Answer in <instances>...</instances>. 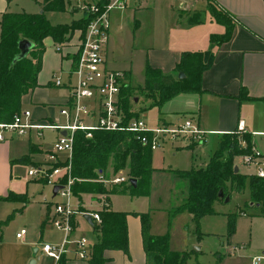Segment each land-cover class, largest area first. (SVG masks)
<instances>
[{
	"label": "crops",
	"instance_id": "1",
	"mask_svg": "<svg viewBox=\"0 0 264 264\" xmlns=\"http://www.w3.org/2000/svg\"><path fill=\"white\" fill-rule=\"evenodd\" d=\"M203 1L205 5L202 9L204 15L199 21H190V17H193L191 15L192 12H199L197 8L192 11L190 8V6H193L191 5L192 2L195 4L197 0H188V5L182 8L181 12L174 15L169 14V12L166 18L164 16V19L163 15H160L162 19H158L154 13L149 14V11H152L159 2L166 7L165 10H171L172 4L170 0H125L123 6L114 8L123 10L126 6L129 7L132 11V27L140 28L144 25V27H148L149 37L153 40V45L150 46L147 61L150 65L159 67L164 72L173 69L181 51H197L209 48V36L211 34L221 35L226 29L228 30L226 37L211 46L213 52L212 61L201 73V90L197 92H178L159 106L165 116L173 118L171 121H163V124H174L184 118H192L198 128L205 130L204 138L198 141V143H202L200 145H204L208 142L206 134L215 135L218 141L222 133L236 130L237 122L241 120L244 132L249 134L251 146L260 150L264 159V0ZM207 2L213 4L215 8L225 14L226 25L216 20L207 10ZM7 4V0H0V14L8 10ZM73 4L70 6L69 1L71 10L79 9L75 6L76 4L72 6ZM157 19L159 21L163 20L161 30H158L157 24H155ZM212 21L213 24L217 25L213 26V29H211ZM117 25L120 27L119 23ZM161 38L162 42L159 44L158 41ZM77 40L78 32L75 30L72 31L70 38L65 42L66 44L61 43L60 49L54 47L56 41L49 36H45L42 39L41 64L36 75L37 84L22 94L20 99L21 109H28L34 119L63 120L62 116L58 114V108L65 101L68 82L73 79L71 70L76 59ZM109 46H115V43L112 34L108 31V38L102 49L103 58ZM103 64L106 66L104 59ZM52 71L59 75L61 84H53L51 79ZM124 73L126 76L127 72L124 71ZM240 86H243L248 97H238ZM31 131H34V129L30 128L27 130L28 153L17 151V158H13L11 140L26 133H8L6 134V139L0 141V197L5 195L8 189L11 188L9 184L11 173L14 170L13 161L18 163L27 161L33 165L48 164L49 162L46 153L50 151V147L45 149L41 158L32 159L35 158V154L41 151V144L29 139ZM181 135L185 146L191 149V153H193L194 147L198 144L197 141L189 134ZM199 149L202 151V146ZM20 154L24 158L26 156V158L20 160L21 156L18 157ZM191 156L193 157V154ZM240 163L239 165L236 161L239 171L243 173L254 172L253 165ZM119 171L126 175L125 169L112 171L110 164H108L101 174L105 178H109L114 172ZM107 182H103L107 188L119 187L120 183H122ZM83 195H88L89 198L87 206L82 201L78 204L84 209L82 213H73L74 226L72 235L74 236L82 235V222L92 228V225L84 218V212L90 214V212L96 211L102 205H108L111 208L109 192L102 194L99 199L89 193H84ZM103 198L106 200V204L102 203L104 201ZM0 201H4V199L0 198ZM50 209V202H46L43 195L42 202L38 201L34 213L31 214L30 224L35 227L40 224L38 233H35L32 226L29 233H27V229L24 226H20L25 231L18 237L15 234H4L0 230V264H88L86 258H78L76 256L71 245L56 261L40 251L39 242L37 241L42 240L46 236L43 225L49 220ZM126 214L125 222L128 233V216ZM90 219L93 224L94 220L91 216ZM18 229H15L14 233ZM36 235H38L37 238ZM138 237H140L141 243L140 229ZM245 249L250 251L246 252V254H234L235 250L233 249L232 251H227L228 264H250L251 257L264 250L263 247H258L259 250H252L249 243ZM118 251L120 250H105L104 254L107 257V264H114V257ZM215 257L213 264H217L220 253ZM31 258L33 261L28 263ZM259 264H264V258L260 260Z\"/></svg>",
	"mask_w": 264,
	"mask_h": 264
},
{
	"label": "trees",
	"instance_id": "2",
	"mask_svg": "<svg viewBox=\"0 0 264 264\" xmlns=\"http://www.w3.org/2000/svg\"><path fill=\"white\" fill-rule=\"evenodd\" d=\"M99 7L109 0H87ZM70 9L68 0H42L39 11L5 10L0 14V120H10L13 114L21 110V95L32 89L36 84V75L40 69L42 39L49 36L60 42L70 37L73 29L81 30L91 17V13L83 10L77 18L68 23H51L45 16V10ZM207 10L219 22L226 25L224 13L207 2ZM194 13V14H193ZM198 13V14H197ZM193 15V17L191 16ZM190 21H199L200 12H192ZM228 30L221 34L209 36L210 46L204 50L180 52L173 70L176 73L164 72L159 67L148 63L144 67L142 84H121L119 105L126 117L136 115L129 108V99L134 97L132 90L137 88L150 103L160 106L164 101L178 92H197L201 90V73L212 61L211 46L227 36ZM28 39L32 46L27 54L12 60L18 52L17 41ZM132 94V95H131ZM131 96V97H130ZM238 97H248L243 86L238 89ZM243 141V144L241 143ZM249 134L236 130L224 132L218 140L217 147L211 152L203 165L176 169L175 173L186 178V193L177 209H186L194 221L206 213L213 212V201L222 200L217 195L218 189L230 196L231 191L242 192L247 187V200L258 202L264 211V177L254 172L243 173L233 170L235 157L250 152ZM26 158V156H25ZM24 156L19 159L24 160ZM151 148L148 143L139 139L127 130L91 129L86 136L84 130L76 129L73 133L72 150L69 162V174L72 177L71 193L76 210H84L81 205L84 193L100 198L102 194L119 190L127 193L146 192L151 166ZM63 164V161L52 163ZM110 164L112 171L125 169L127 179L119 187L107 188L98 176ZM135 178V186L128 178ZM142 183L141 191L136 186ZM123 184V185H122ZM22 193L8 191L1 199L23 198ZM253 205V204H252ZM99 222L92 224L95 240L89 245L88 264H107L104 252L107 249H127V230L125 214L127 211L115 210L102 205L96 210ZM139 214L140 235L146 264H180L185 257L184 252L171 250L168 247V236L148 232L147 212ZM3 221L0 219V226ZM233 219L228 218V232L232 230Z\"/></svg>",
	"mask_w": 264,
	"mask_h": 264
},
{
	"label": "rangeland",
	"instance_id": "3",
	"mask_svg": "<svg viewBox=\"0 0 264 264\" xmlns=\"http://www.w3.org/2000/svg\"><path fill=\"white\" fill-rule=\"evenodd\" d=\"M69 1L70 6L74 3L79 8L76 3L78 0ZM170 1L172 4L171 10H165L166 7L159 2L152 11H149V14L154 13L158 19H162L160 15H163L164 19V16L167 17V13L170 12L169 14L174 15L181 12L182 8L188 5V0ZM7 3L8 10L33 12L41 9L42 0H7ZM191 5H193L190 6L191 11L197 8L200 12L199 16L202 18L204 15L202 10L205 6L204 1L197 0L195 4L192 2ZM44 13L51 23H68L71 19L81 15V9L45 10ZM169 14L168 16H170ZM158 19L155 24H157L158 30H161L163 20L159 21ZM108 22V31L112 34L115 46H109L106 49L103 58L106 67L126 71L125 84L130 83L134 86L142 84L144 67L148 63V52L150 46L153 45V40L149 37L148 27H144L145 25L140 28L132 27V11L127 6L123 10L110 8ZM211 24V29H213V26H217L213 24V21ZM74 30L78 33L81 31L80 28ZM155 31L157 32L156 27ZM69 38L58 43L61 45ZM160 42H162V38L159 39L158 43L160 44ZM168 72L177 74L178 71L172 69ZM131 92L135 99L134 97L129 99V108L134 111L135 116L144 121L147 127L158 126L163 121L173 119L165 116L160 107L151 104L150 99L145 98L137 88ZM30 134L29 139L31 141L41 144V151L38 152L39 154L34 155L35 158H32L39 159L46 148L50 147L51 149L56 130L41 128L38 134L35 130L31 131ZM181 136V134H177L172 138L167 135L159 138L155 147L151 149L150 162L153 169L149 173L146 192H109L111 208L127 211L126 215L128 216L127 249L126 251L120 250L115 254L114 264H146L142 243H140V237H138L140 229L139 214L135 212H147L148 232L151 234L166 233L169 249L186 254L180 264H213V260L216 259L215 256L219 253L220 258L218 257L217 264H228L227 251L233 249L235 250L234 254H246L250 251L245 249L248 243L252 250H259L258 247L264 249V211L261 210L260 206L247 203L246 186L242 192H231L227 201H213V212L201 215L197 221L192 219L191 214L186 209H177L186 193L187 182L186 178L178 176L175 170L203 165L218 145L215 135L206 134L208 142L200 145L202 143L197 141L199 145L197 144L193 149V153H191V149L185 146ZM11 142L13 158H17V151L28 153L27 132L13 138ZM200 146H202V151L199 149ZM57 156L59 161H63L66 152H58ZM235 161L240 165L241 156L237 155ZM12 164H14V170L11 173L9 184L11 190L8 189V191L22 193L24 197L22 199L12 198L0 201V219L3 221L0 230L4 234L13 235L15 229L20 226H24L27 233L30 232L32 226L35 233H38L40 224L36 227L30 224L31 214L34 213L38 201L42 202L44 195L46 202H50L51 214L53 202L59 201L60 197L57 194L52 195V185L45 182L39 175L33 177L27 175V168L33 164L27 161L20 163L13 161ZM142 187L143 184L139 183L136 186V191H141ZM88 198V195H83L82 202L83 204L86 203V206ZM24 204L26 205L23 206ZM72 204L74 205V202ZM230 216L233 219V228L228 232V218ZM43 230L46 236L37 242L60 240L61 232L52 226L50 220L44 223ZM32 233L34 232L32 231ZM81 234L87 239L88 243L95 240L94 231L84 222H82ZM37 237L38 235H36Z\"/></svg>",
	"mask_w": 264,
	"mask_h": 264
},
{
	"label": "built area",
	"instance_id": "4",
	"mask_svg": "<svg viewBox=\"0 0 264 264\" xmlns=\"http://www.w3.org/2000/svg\"><path fill=\"white\" fill-rule=\"evenodd\" d=\"M125 0H109L104 6L99 7L87 0H78L76 3L83 11L91 13L90 19L84 28L78 33L77 54L74 66L71 70L73 79L68 82V89L64 103L58 108V114L63 120H37L34 119L28 109H21L13 114L10 120H0V141L6 139V134H24L28 129L33 128L38 134L41 128L56 130L52 141V147L46 153L48 164L32 165L27 169V174L40 176L45 182L53 185L59 184L55 194L60 197L54 201L52 213L49 220L53 227L61 232L60 240L56 242H39V249L45 255L55 261L69 248L73 247L78 258H86L89 255L87 239L82 236L72 235L73 213H82L76 210L72 204L71 193L72 177L69 174V162L72 150L73 133L76 129L84 130L86 136L90 135L91 129L106 130H127L141 143H148L152 149L159 138L168 136L172 138L177 134H189L196 141H201L205 130L197 127L195 121L184 118L182 121L172 125L161 124L154 127H147L143 120L135 115L125 116L119 105V90L121 84H125L126 76L124 71L107 68L103 64L102 49L108 38V11L112 7H121ZM56 49L61 45L56 42ZM51 79L53 84H61L59 75L52 71ZM65 133L61 134L60 130ZM236 131H244L242 121L237 122ZM243 144V141H241ZM65 151L66 157L63 164L52 163L58 161L57 153ZM241 162L254 166V173L264 177V159L261 151L251 146L250 152L240 155ZM127 176L123 173L114 172L109 178L100 173L98 180L101 182L119 183L126 181ZM104 197V196H103ZM103 204L106 200L103 198ZM94 223L100 218L97 211L90 212ZM25 229L20 227L14 234L21 236ZM264 258V250L251 257L250 264H259Z\"/></svg>",
	"mask_w": 264,
	"mask_h": 264
},
{
	"label": "water",
	"instance_id": "5",
	"mask_svg": "<svg viewBox=\"0 0 264 264\" xmlns=\"http://www.w3.org/2000/svg\"><path fill=\"white\" fill-rule=\"evenodd\" d=\"M32 46V42L28 39H25V38H21L17 41V47H18V52H16L12 58V60H15V59H18L20 57H23L27 54L28 50L30 49V47ZM183 75V73L181 71H178L177 72V76L178 77H181ZM135 99V97H134ZM60 133L61 134H64L65 133V130L64 129H61L60 130ZM233 170L236 171L237 170V165L234 164L233 165ZM128 182L131 183L132 186H135V178L133 177H129L128 178ZM59 187V184H53L52 187H51V192L52 194L55 193L56 189ZM217 195L218 196H222V200L223 201H227L229 199V195L228 194H224L223 195V192L221 189H218L217 191ZM247 203L249 205H258V202H254L251 201V200H248ZM83 216L84 218L92 225V222H91V219H90V214L88 212H84L83 213ZM33 259L31 258L30 260H28V263L32 262Z\"/></svg>",
	"mask_w": 264,
	"mask_h": 264
}]
</instances>
